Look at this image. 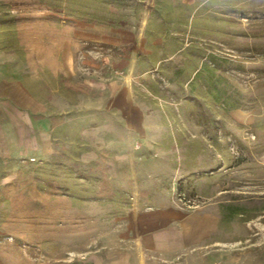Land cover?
I'll list each match as a JSON object with an SVG mask.
<instances>
[{
    "label": "rangeland",
    "instance_id": "obj_1",
    "mask_svg": "<svg viewBox=\"0 0 264 264\" xmlns=\"http://www.w3.org/2000/svg\"><path fill=\"white\" fill-rule=\"evenodd\" d=\"M0 47L60 82L62 114L74 97L63 91L62 57L75 59L71 127L62 128L54 155L24 160L28 175L17 177L30 185V201L33 185L44 188L43 214L29 208L27 223L13 228L44 248L46 260L106 247L133 204L163 197L216 216L222 246L264 249V0H0ZM117 80L147 111L151 154L139 162L125 156L122 168L111 159L120 116L110 111L106 122L82 108L105 97L87 83ZM124 135L134 139L126 127ZM134 172L140 191L116 184Z\"/></svg>",
    "mask_w": 264,
    "mask_h": 264
},
{
    "label": "crops",
    "instance_id": "obj_2",
    "mask_svg": "<svg viewBox=\"0 0 264 264\" xmlns=\"http://www.w3.org/2000/svg\"><path fill=\"white\" fill-rule=\"evenodd\" d=\"M206 1L210 0H183V3L195 6ZM62 59V73L68 80V87L63 91H67L65 95L74 96L72 103L70 97L63 102L67 114L61 113L60 82L50 81L41 70H30L18 53L0 47V264H264V249L254 252L222 246L224 243L214 237L216 216L190 211L167 197L153 204H133L126 213L122 231L112 237V242L100 249L75 252L76 257L67 261L46 260L48 253L44 248L25 241L28 237L13 225L27 223L29 208L36 216L43 214L45 200L43 186L40 185V189L39 185H33L36 199L30 201V185L17 178L28 173L19 165L26 159L45 160L54 155L62 128L71 127V113L75 115L78 109L75 59L68 52ZM49 74L55 76L60 72ZM86 91H95L102 99L105 97L100 105L92 98L85 100L84 111H99L106 122H109L110 111L120 116V123L118 119L114 121L118 129L114 141L117 145L112 148L117 154L111 158L117 168H122L120 160L125 156L135 162L149 160L147 156L151 154L144 147L149 142L147 111L136 101L132 86L121 84L119 80L89 82ZM72 124L76 126V118ZM92 126L85 127V141H92L87 135ZM125 127L134 134V139L125 137ZM140 143L143 146H138ZM133 175L132 179H117L116 184L135 185L134 189L140 191V173ZM143 184L149 185V180ZM40 191L42 199H39Z\"/></svg>",
    "mask_w": 264,
    "mask_h": 264
}]
</instances>
